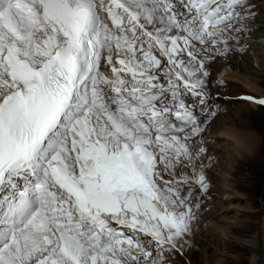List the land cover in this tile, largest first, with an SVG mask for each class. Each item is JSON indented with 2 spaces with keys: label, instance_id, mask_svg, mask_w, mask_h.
<instances>
[{
  "label": "snow or ice",
  "instance_id": "6c2138e0",
  "mask_svg": "<svg viewBox=\"0 0 264 264\" xmlns=\"http://www.w3.org/2000/svg\"><path fill=\"white\" fill-rule=\"evenodd\" d=\"M258 32L264 0H0V264L195 250L219 68Z\"/></svg>",
  "mask_w": 264,
  "mask_h": 264
},
{
  "label": "rangeland",
  "instance_id": "374dc122",
  "mask_svg": "<svg viewBox=\"0 0 264 264\" xmlns=\"http://www.w3.org/2000/svg\"><path fill=\"white\" fill-rule=\"evenodd\" d=\"M254 50L255 46H251L247 51L249 70L243 73L260 72L263 77L259 78L258 87L263 94L243 90L239 92L244 94L238 95L233 89L235 84L225 81L222 91L227 100L222 98L219 102L226 111L218 115L211 129L215 165L209 173L211 188L207 210L194 238L196 249L185 256L174 257L175 264H264V124L257 128L254 123L256 117L264 123V105L243 99L246 96L264 99V53L256 55ZM222 66L231 69L228 65ZM222 130L230 135L245 133L246 138L255 135V149L251 154L236 155L233 141L219 134ZM254 156L257 161L253 160ZM248 160H252L249 171L243 166ZM213 226L219 233L213 235ZM208 233L213 235V240L205 238ZM252 238L257 240V248L241 241Z\"/></svg>",
  "mask_w": 264,
  "mask_h": 264
},
{
  "label": "bare ground",
  "instance_id": "6f19581e",
  "mask_svg": "<svg viewBox=\"0 0 264 264\" xmlns=\"http://www.w3.org/2000/svg\"><path fill=\"white\" fill-rule=\"evenodd\" d=\"M251 46H255V50L254 51L256 52V55H260L261 53H264V34L258 32L257 35L253 38V42H252ZM247 55L249 56L248 52L244 53L242 58L240 56H236V57L231 58L228 61L223 62V64H225V66L228 65V66H230L231 69L226 70V69L222 68L223 66H221L219 68V73L223 74V79L225 81L231 82V84L232 83L235 84L233 86V89H235L238 92V93H236L238 95L244 94V92H239V91H243V90H247V91L249 90V91H251L253 93L263 94L261 89L258 87L259 78L263 77L260 74V72L255 70L254 72L243 73L244 71H248L249 70V68H248L249 67V61L247 60V58H248ZM238 57H239L240 60H238ZM263 63H264V60H263ZM237 70H240L241 72H239ZM250 102L252 104L254 103L252 100ZM229 103H231V101ZM254 123H255L257 128H260L264 124L257 117L254 119ZM219 134L224 136V137H228V138H230L233 141L234 146L232 148H233V151L238 156H242L243 152L246 155L247 154H251L252 151L256 147L255 146L256 142H255V138H254L255 135H251V136L249 135L250 136L249 138H246L247 136L245 137V133L242 134V135L241 134H239V135L231 134L232 135L231 136L230 134H228L224 130L219 131ZM261 156H262V154H260V158H261ZM255 157L256 156H254L253 160L256 159ZM258 159H259V157H258ZM256 161H257V159H256ZM251 162H252V160H248L246 163L243 164V166H246V170L247 171H249L250 168L252 167L251 166ZM256 168H257V166H256ZM256 168H254V169L256 170ZM263 228L264 227H262V229ZM219 230H221V229H219ZM211 232L213 233V235L215 233L216 234L219 233L218 230L216 229V227H214V226L211 228ZM211 232H210V234H211ZM209 235H205L206 237L205 236L204 237L213 240V235H210V236ZM248 240H250V239H243L241 241H243L245 244L249 245L247 243ZM251 240H254V241L257 242V240L255 238H252ZM257 246H258V242L256 243V246H254V247L251 246V247L252 248H257ZM263 248H264V245H263Z\"/></svg>",
  "mask_w": 264,
  "mask_h": 264
}]
</instances>
